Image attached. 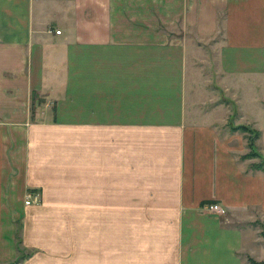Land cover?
I'll use <instances>...</instances> for the list:
<instances>
[{
  "label": "crops",
  "instance_id": "obj_1",
  "mask_svg": "<svg viewBox=\"0 0 264 264\" xmlns=\"http://www.w3.org/2000/svg\"><path fill=\"white\" fill-rule=\"evenodd\" d=\"M234 114L264 152V0H0V264H264Z\"/></svg>",
  "mask_w": 264,
  "mask_h": 264
},
{
  "label": "rangeland",
  "instance_id": "obj_2",
  "mask_svg": "<svg viewBox=\"0 0 264 264\" xmlns=\"http://www.w3.org/2000/svg\"><path fill=\"white\" fill-rule=\"evenodd\" d=\"M220 95V97H221V94H219ZM221 100V99H220ZM43 99H37V98H35L34 99V101H33V105H32V107H31V111L34 113V117L33 118H37L36 117V114H38L37 116H38V119H40L41 118V116H40V114H39V112L40 111H38L40 108H42L43 106H42V104H43ZM223 101V100H222ZM52 107H53V104H49V106H47V110H48V112H51V109H52ZM244 110L245 111H247V114H248V116H250L251 117V115L249 114V112H252L253 111V109H250V108H247L246 106H245V108H244ZM249 110V111H248ZM234 117H232L231 118V122H229V126H230V129L231 130H233V131H236L237 132V140H238V142H245L244 143V146H246V143L248 144V142H249V138L252 136V135H250L248 132H246V131H244L243 129H238V128H236V127H238V126H240V125H234L235 124V122H237L238 121V118H236V115L234 114L233 115ZM236 118V119H235ZM261 126H262V131H263V135H264V118H262V120H261ZM257 145L256 146H263L264 147V136H262L261 137V140L260 141H258V143H256ZM255 147V146H254ZM255 149H256V147H255ZM264 149V148H263ZM256 152H257V149H256ZM258 153V152H257ZM260 156L259 157H255L254 155H252L253 157H252V159L251 160H249V161H251V162H253V164H254V166L253 167H256V169H261V168H263L264 167V152H262L261 154H259ZM242 159V158H241ZM264 238V237H263ZM243 255H244V257H246L247 256V252H244L243 253ZM251 259V258H250ZM251 262V264H258L259 262H257V261H255V260H253V259H251L250 260Z\"/></svg>",
  "mask_w": 264,
  "mask_h": 264
},
{
  "label": "trees",
  "instance_id": "obj_3",
  "mask_svg": "<svg viewBox=\"0 0 264 264\" xmlns=\"http://www.w3.org/2000/svg\"><path fill=\"white\" fill-rule=\"evenodd\" d=\"M37 96H38V95H37L35 92H33V93H32V98H31V99H32L33 101H34L35 98L39 99ZM236 128H238V129H243L244 131H246V132H248L250 135H252V136L249 138V142H248V146H249L250 152L247 153V154L244 156V158H252V157H253L252 155H254L255 157H259L260 155L256 152V149H255V147H254V141H255V139L258 138V133H257L255 130L251 129L249 126H245V125H240V126H238V127H236ZM261 235L264 237V228H263V230H262V232H261ZM249 260H251V259H249ZM250 262H251V261H250ZM255 264H256V263H255ZM258 264H263V263L259 262Z\"/></svg>",
  "mask_w": 264,
  "mask_h": 264
},
{
  "label": "built area",
  "instance_id": "obj_4",
  "mask_svg": "<svg viewBox=\"0 0 264 264\" xmlns=\"http://www.w3.org/2000/svg\"><path fill=\"white\" fill-rule=\"evenodd\" d=\"M60 31H56V34H59ZM27 198L25 200V204H30L31 200L35 201L36 200V195H32V194H28ZM204 209H206L209 212H214L217 214H224L225 213V209L222 208L219 204L217 203H208L204 205ZM13 264H24L23 261H16Z\"/></svg>",
  "mask_w": 264,
  "mask_h": 264
}]
</instances>
